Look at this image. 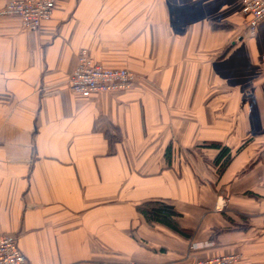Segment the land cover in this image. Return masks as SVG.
<instances>
[{"label": "crops", "instance_id": "obj_1", "mask_svg": "<svg viewBox=\"0 0 264 264\" xmlns=\"http://www.w3.org/2000/svg\"><path fill=\"white\" fill-rule=\"evenodd\" d=\"M241 6L55 0L35 31L0 17V234L26 264H187V246L264 264V20L245 36ZM81 49L133 86L74 94ZM210 142L229 147L223 168ZM174 143L211 157L198 166L209 182L171 165ZM148 200L173 204L191 236L148 224Z\"/></svg>", "mask_w": 264, "mask_h": 264}, {"label": "built area", "instance_id": "obj_2", "mask_svg": "<svg viewBox=\"0 0 264 264\" xmlns=\"http://www.w3.org/2000/svg\"><path fill=\"white\" fill-rule=\"evenodd\" d=\"M55 0H8L0 7V17L14 15L19 17L21 26L27 30H38L41 23L51 18ZM241 14L245 17L246 36L255 34L258 24L264 20V0H242ZM237 38H242L238 35ZM260 75L264 82V53L260 57ZM136 75L124 67H107L94 62L86 49L77 54L76 64L69 78L70 90L80 96L95 93H115L130 89ZM217 210L223 204L218 203ZM241 253L230 252L202 258H196L192 264H236ZM27 259L17 244V236L0 234V264H26ZM102 264H135L129 262H104Z\"/></svg>", "mask_w": 264, "mask_h": 264}, {"label": "trees", "instance_id": "obj_3", "mask_svg": "<svg viewBox=\"0 0 264 264\" xmlns=\"http://www.w3.org/2000/svg\"><path fill=\"white\" fill-rule=\"evenodd\" d=\"M226 24H217L212 22V26L223 28ZM207 145L219 149L215 156V162L221 161L222 168L230 161L229 147L222 145L219 142H210ZM136 210L144 217L148 224L163 225L170 230L180 234L181 236L189 238L191 233L182 228L178 222L177 217L180 213L175 209L174 205L162 200H148L136 205Z\"/></svg>", "mask_w": 264, "mask_h": 264}, {"label": "rangeland", "instance_id": "obj_4", "mask_svg": "<svg viewBox=\"0 0 264 264\" xmlns=\"http://www.w3.org/2000/svg\"><path fill=\"white\" fill-rule=\"evenodd\" d=\"M242 22H243V25L245 26V21L243 19H242ZM244 33H245V29H244L242 34H244ZM169 148H170V154H171V160H172L171 165H173L175 167L185 166L187 168H191L195 172V174H193L195 178H197L198 180H201V181H207V182L210 181L209 180V174L205 173L204 169L202 170V172L198 169L200 160H205L206 163L211 162V157L209 155L204 157V156H201V154H195L194 153L195 149L193 147H186L185 148L182 145L177 144V143L172 144V147H169ZM169 148H168V150H169ZM156 160H157L158 168L161 167V164H163L161 159L156 158ZM164 163L165 164H163V165H166L165 160H164ZM207 171H209V168H207ZM189 249H188V246L185 248V256H186L185 261L187 262V264H189L190 262L192 264V261L195 257H193V255H190V253L192 254V252L195 250L192 247H190ZM235 252L241 253L239 251H235ZM197 258H202V257H197ZM243 258H244V256L242 255V257L238 263H240L243 260ZM238 263H236V264H238Z\"/></svg>", "mask_w": 264, "mask_h": 264}]
</instances>
